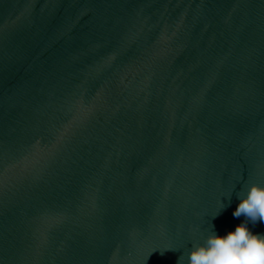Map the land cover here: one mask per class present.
<instances>
[{"label":"water","instance_id":"95a60500","mask_svg":"<svg viewBox=\"0 0 264 264\" xmlns=\"http://www.w3.org/2000/svg\"><path fill=\"white\" fill-rule=\"evenodd\" d=\"M252 183L264 0H0V264H187Z\"/></svg>","mask_w":264,"mask_h":264},{"label":"clouds","instance_id":"9594fccd","mask_svg":"<svg viewBox=\"0 0 264 264\" xmlns=\"http://www.w3.org/2000/svg\"><path fill=\"white\" fill-rule=\"evenodd\" d=\"M236 195L240 202L232 215L236 218L244 216L245 222L226 236L217 235L211 225L212 230L204 241L190 248L187 264H264V235L254 234L248 227V222H264V186L252 183L246 193L241 190ZM225 207L221 204V210ZM182 259L180 256L177 264Z\"/></svg>","mask_w":264,"mask_h":264}]
</instances>
